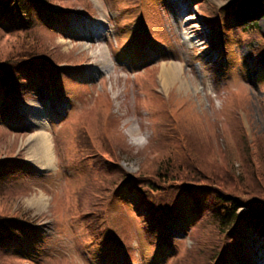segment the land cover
<instances>
[{
    "label": "rangeland",
    "instance_id": "rangeland-1",
    "mask_svg": "<svg viewBox=\"0 0 264 264\" xmlns=\"http://www.w3.org/2000/svg\"><path fill=\"white\" fill-rule=\"evenodd\" d=\"M236 2L63 0L47 7V26L37 22L33 31L39 47L63 62L46 71L45 85H26L21 99L0 98V160L13 162L0 176V213L30 225L4 240L0 264H209L210 249L188 255L199 239L215 238V225L202 223L209 197L176 191L177 214L163 218L165 249L154 255L158 224L144 222L149 213L136 188L112 191L120 176L147 175L154 197L176 187L174 176L264 201L263 9ZM18 43L0 33V59ZM104 51L108 68L88 65ZM163 62L182 65L183 88L161 89ZM164 116L183 118L186 131L163 133ZM40 122L51 141L49 167L32 162L39 155L30 136ZM195 158L201 171L191 169ZM252 228L240 229L231 264H264V239ZM107 233L118 237L114 251Z\"/></svg>",
    "mask_w": 264,
    "mask_h": 264
},
{
    "label": "trees",
    "instance_id": "trees-1",
    "mask_svg": "<svg viewBox=\"0 0 264 264\" xmlns=\"http://www.w3.org/2000/svg\"><path fill=\"white\" fill-rule=\"evenodd\" d=\"M62 1L63 0H0V33L15 37V40L19 42L17 46L15 45L13 47L11 51L13 52L12 56L0 59V98L12 96L21 99L26 93V85H29V87L45 85L47 83L46 71L63 62L64 57L62 54V60L54 59L45 48L41 49L39 47L37 35L33 31L37 22L47 26L52 17L47 7L54 6ZM254 4L263 8L262 15L264 16V0H237L236 2V5L239 6ZM154 94H156L155 91ZM163 100V102H167V99L163 98ZM173 121L174 123L170 122L169 117L164 116L161 120L160 130L163 122L168 124V127L163 133L173 131V135H175L176 130L180 131L179 128L186 131L183 126V118H177V120L174 118ZM159 144L160 142L157 141V146H159ZM204 146L206 149L208 148L207 142L204 143ZM237 152L240 153L241 151ZM254 153L255 150H253V152L250 151L249 155L253 156ZM191 162L192 171L202 170L196 158ZM241 162L242 160L240 159V163ZM12 163L13 162L9 159L0 160V176L13 167ZM230 166L232 170L235 169L234 165L230 164ZM146 173L147 172H143L142 174ZM256 175L258 178V174ZM172 179L176 182V187L165 189L164 193L160 192V195L154 197L151 196V193L154 189H157V187L150 183L153 181L150 179V176L147 175L120 176V181L112 191L113 193L118 190L120 185L123 186L124 184L136 188V193L141 198V203L149 213V215H142L144 222L148 227L151 226L152 219L153 222L155 221L158 224L159 233L155 236L157 239L156 248L164 247L163 235L167 234V231L163 227L167 219L164 220L163 218H167L166 214L171 213V211L175 212V214L177 212L176 204L180 197L175 195L176 191H182L181 196L185 194L193 197L195 200H199L202 195L209 197L207 212L210 211V214L202 223L208 226L209 223L212 222L216 227L215 238L211 241L203 240L204 238L196 241L195 246H193L188 253L190 257L202 250L210 249L213 257L210 256L211 260L209 264H212V261H215L214 264H219L220 261H223L224 264H231L232 258L234 259V257L228 250L234 253L236 252L237 243L241 240L240 229L242 226L244 227L245 224H252L257 233L264 237V201L253 202V200H243L236 194L227 192V190L220 186L215 187L203 179L193 183L186 181L177 183L178 181L174 176ZM143 181H146V183H141ZM165 181L167 180L163 182ZM98 186L93 185V193H98L100 191ZM112 193L110 194L109 192L108 196L105 197L108 203L112 199ZM135 196L137 197V195ZM243 207L244 210L238 212V210ZM8 215L7 213H0V246H4V240H8L9 237L17 238L24 228L27 229L30 226L27 222L23 221L22 218ZM202 216L203 215L198 214L200 219ZM117 240V237L109 233H107L104 238V242H109L108 244H110L109 247L111 249L119 245ZM234 242L235 245H232ZM215 250L219 253L217 254ZM210 257H208V260Z\"/></svg>",
    "mask_w": 264,
    "mask_h": 264
},
{
    "label": "bare ground",
    "instance_id": "bare-ground-1",
    "mask_svg": "<svg viewBox=\"0 0 264 264\" xmlns=\"http://www.w3.org/2000/svg\"><path fill=\"white\" fill-rule=\"evenodd\" d=\"M183 33H185L182 30ZM195 33V31L193 32ZM80 39H84L83 35L77 36ZM194 37H188L186 38L187 42H190L193 40ZM94 56H92L93 58ZM92 58H89L90 61L88 62L89 66H102L103 68H108V55L107 52H101L100 58L97 61L92 60ZM169 64V65H167ZM183 68L182 65H174L172 62L164 63L161 66V70L158 74L159 84L162 90L169 89L172 85L177 84L180 86V88L184 87V84L188 83L187 81H184L183 78ZM171 96L167 97V102L169 101ZM129 133L131 136L137 138V136L140 134V130L136 129L134 127H131L129 130ZM31 138H35L37 140L38 146L36 147L37 150V158H33L34 161H32L36 167L40 165V163H43L45 167H49V164L52 163V149H51V141L50 137L47 134V132L44 130V123L40 122L38 124V131L30 136ZM42 168V167H39ZM46 200L43 196H37L36 202L39 204H43V202ZM34 202V203H36Z\"/></svg>",
    "mask_w": 264,
    "mask_h": 264
}]
</instances>
